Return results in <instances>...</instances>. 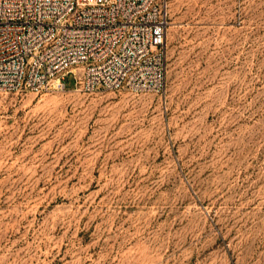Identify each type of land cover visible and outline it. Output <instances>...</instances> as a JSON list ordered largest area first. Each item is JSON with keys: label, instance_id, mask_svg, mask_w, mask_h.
<instances>
[{"label": "rangeland", "instance_id": "rangeland-1", "mask_svg": "<svg viewBox=\"0 0 264 264\" xmlns=\"http://www.w3.org/2000/svg\"><path fill=\"white\" fill-rule=\"evenodd\" d=\"M166 2L162 92L0 93V264H264V0Z\"/></svg>", "mask_w": 264, "mask_h": 264}, {"label": "built area", "instance_id": "built-area-1", "mask_svg": "<svg viewBox=\"0 0 264 264\" xmlns=\"http://www.w3.org/2000/svg\"><path fill=\"white\" fill-rule=\"evenodd\" d=\"M166 0H0V93L164 90ZM78 72V73H77Z\"/></svg>", "mask_w": 264, "mask_h": 264}]
</instances>
